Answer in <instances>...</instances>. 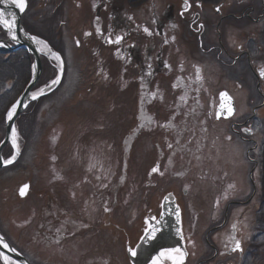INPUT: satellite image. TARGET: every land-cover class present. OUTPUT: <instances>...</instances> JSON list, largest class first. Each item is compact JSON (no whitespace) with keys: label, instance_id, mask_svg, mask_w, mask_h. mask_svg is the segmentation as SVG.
Listing matches in <instances>:
<instances>
[{"label":"flooded vegetation","instance_id":"flooded-vegetation-1","mask_svg":"<svg viewBox=\"0 0 264 264\" xmlns=\"http://www.w3.org/2000/svg\"><path fill=\"white\" fill-rule=\"evenodd\" d=\"M246 2L29 0L27 25L62 28L72 82L39 98L46 126L33 165L0 172V231L32 264H135L129 248L241 263L257 183L247 190L239 171L264 163V63L254 31H241L264 9ZM221 92L235 111L218 119ZM173 202L184 243L142 249L146 221Z\"/></svg>","mask_w":264,"mask_h":264},{"label":"snow or ice","instance_id":"snow-or-ice-1","mask_svg":"<svg viewBox=\"0 0 264 264\" xmlns=\"http://www.w3.org/2000/svg\"><path fill=\"white\" fill-rule=\"evenodd\" d=\"M0 3H5V0H0ZM7 3L15 6L16 8L19 9L20 12H24L26 7H27V2L26 0H7ZM187 10V8H186ZM16 15L15 13L10 14V18H6L5 13L3 9H0V25L3 26L7 30V33L11 36L12 40L18 41L19 37L16 32L17 28V23H16ZM202 27V25H201ZM99 31V29H97ZM146 32H148V29H145ZM151 35V33H148ZM90 35V34H89ZM32 40H34L37 44L43 45V48L41 49L42 51L47 49L49 52H51V49L48 48L47 44L43 41L38 39L37 37L33 36L31 37ZM123 39L121 36H117L116 39L113 41L111 38H109L108 42L109 43H116L119 44L120 41ZM79 43V42H77ZM53 58L57 61L61 62V71L63 70V61L61 60V57L59 54H53ZM168 67V65H165ZM149 67H151L149 65ZM197 72L199 73V69H197ZM261 75L264 76V70L261 71ZM200 77L198 76V79ZM60 83V79H54L51 81V85H57ZM49 85V87H51ZM44 95L43 89H40L38 93H34L32 96V99H37L38 96ZM153 97H155V94H153ZM183 99V97H181ZM17 105H13L11 110L7 114V118L9 121L13 119V116L16 114L17 111ZM234 113V108L232 106V98L231 96L228 95L227 92H221L220 93V103H219V111L217 112V118L219 119L221 115L224 116H231ZM143 126V125H142ZM246 132H251V129H245ZM13 145L16 147L17 154L19 153V145L17 144V133L16 130L13 129ZM169 147H172L171 144H169ZM15 160V156H13L11 159H8L4 161L5 164H11ZM153 172H158L159 171V166L157 165L155 168L152 169ZM163 175V173H160ZM231 187V186H230ZM23 194V192L21 193ZM167 199V198H166ZM107 210V209H106ZM176 215H177V220L179 221V209H176ZM147 227L144 230V238L145 241L147 242L148 240H155L157 238V234L162 231L161 225L165 224V221H162L160 219H157L155 216L151 217L150 221H146ZM233 228H236V225H233ZM177 235L183 239V234L181 230L178 228L177 229ZM233 240H235L234 237H232ZM0 244L3 245L5 249H8L10 252H14V248H10L9 245L4 242L3 238L0 237ZM233 251L236 250H242L241 249V242L239 240H235V246L232 249ZM128 251L131 253L132 256H136L137 252L133 248H129ZM186 252L182 251L180 248H164L162 249L159 254L153 258L152 264H164L165 261H171V264H183V260L186 256ZM0 260L3 261V264H16V261H14L10 256L7 254L0 252Z\"/></svg>","mask_w":264,"mask_h":264},{"label":"rangeland","instance_id":"rangeland-1","mask_svg":"<svg viewBox=\"0 0 264 264\" xmlns=\"http://www.w3.org/2000/svg\"><path fill=\"white\" fill-rule=\"evenodd\" d=\"M252 4L255 6V12L254 15H258V13H260L263 9H264V0H247L246 4ZM245 22V21H244ZM262 22V23H261ZM260 21H255V22H249V23H245V25L243 26V28H241V31H245L246 27L245 26H250L251 30H253L254 35H253V43H254V49H253V57L257 56V57H261L262 58V62L260 63H264V19ZM240 28V27H239ZM242 36H245V33H243ZM0 59H3V57H0ZM255 59V58H254ZM260 59V58H259ZM25 60V64H26V68H28V63H27V59ZM4 62V60H3ZM22 63H24L22 61ZM4 66H8L10 63H3ZM262 68V67H261ZM223 71V69L221 68V70H219V72ZM255 85V83H254ZM260 114V123H259V131L257 135H259V139H261L262 133L261 131H263L264 129V107L258 110ZM70 113V112H69ZM28 122V121H25ZM24 130H23V134L21 133L19 142H20V146L24 147L25 145H27L29 142H27L28 140H33L34 135L38 133V128H33L32 133L29 136H26L27 134L30 133V130L28 129L29 127L24 125ZM18 136V135H17ZM241 143V142H239ZM262 143V142H261ZM37 148V147H36ZM34 148V146H31V150L36 149ZM263 149V148H262ZM261 149V150H262ZM259 157H260V152H259ZM247 165L242 164V170L239 171L240 173V179L243 178V180L245 181L246 185L244 186V188H246L247 190H251V192L253 191V186L252 183H257V188L256 191L254 190L253 193V199L250 200L249 204L247 205V207H249V213L251 214V218L250 220H248V224L246 225V227L249 230V236H253L255 234V236H257V239L262 238L263 240L261 242H259V249L254 251V257L253 260L251 261L250 258L247 264H264V206L263 208L258 207V203H260L261 201L264 200V194L260 192V185L263 187L264 184L261 182L262 179V174L264 173V163L261 164V158L259 159V164H254L252 162H247ZM28 166H32V164H28ZM256 169V170H255ZM255 171V173L253 174V172ZM251 174H253V177L251 176ZM239 179V180H240ZM253 181V182H252ZM264 188V187H263ZM206 222L208 221H204V222H200L199 224H201L202 226H204L205 224H207ZM257 230H260L257 232ZM257 239L255 240V244ZM247 242V239H246Z\"/></svg>","mask_w":264,"mask_h":264},{"label":"water","instance_id":"water-1","mask_svg":"<svg viewBox=\"0 0 264 264\" xmlns=\"http://www.w3.org/2000/svg\"><path fill=\"white\" fill-rule=\"evenodd\" d=\"M21 30V29H20ZM25 43H27L28 44V42H25ZM29 47H30V49L34 52L35 50H34V48L29 44ZM36 54H38L37 53V51H36ZM37 61H38V64H39V68H38V72H37V75H36V78H35V80L30 84V86H32L34 83H35V81L37 80V78L39 77V75H40V72H41V66H40V61H39V56L37 55ZM29 89L30 88H28L27 90H26V92L23 94V96H22V98H21V100H20V104H19V107H18V109H17V111H16V114L13 116V119L11 120V121H8V125H7V133H8V135H7V137L5 138V140H4V142L0 145V166H3L4 165V162H3V160H2V157H1V149L3 148V145L11 138V131H12V126H13V123H14V121H15V116L19 113V112H21L23 109H24V105H25V103H26V101H27V97H28V94H29ZM164 221L166 222L165 223V226H164V228L167 230V231H171V230H174V231H177V229L179 228L180 229V222L179 221H177L176 223H175V221H174V219H173V217H172V219H171V216L169 215V213H167L166 215H165V217H164ZM6 242V241H5ZM7 243V242H6ZM1 245V244H0Z\"/></svg>","mask_w":264,"mask_h":264},{"label":"bare ground","instance_id":"bare-ground-1","mask_svg":"<svg viewBox=\"0 0 264 264\" xmlns=\"http://www.w3.org/2000/svg\"><path fill=\"white\" fill-rule=\"evenodd\" d=\"M168 126H169V124L166 125V127H168ZM173 204H174V203H173ZM178 209H179V212H180V206H178ZM176 222H177V221H176ZM176 222H175V223H176ZM179 225H180V224H179ZM180 241H181V243H182V239H181V237H180Z\"/></svg>","mask_w":264,"mask_h":264}]
</instances>
